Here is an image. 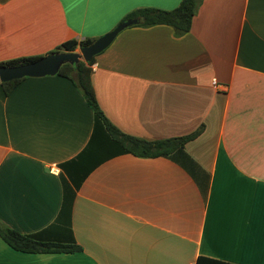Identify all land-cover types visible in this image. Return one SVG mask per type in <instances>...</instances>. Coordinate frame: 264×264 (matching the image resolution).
<instances>
[{"label":"crops","instance_id":"0c3cea01","mask_svg":"<svg viewBox=\"0 0 264 264\" xmlns=\"http://www.w3.org/2000/svg\"><path fill=\"white\" fill-rule=\"evenodd\" d=\"M179 1L0 0V61ZM91 67L99 106L123 132L203 128L166 155L97 160L108 141L98 131L83 152L94 115L71 79L23 76L5 95L0 84V222L82 246L23 252L0 236V264H264V0H200L181 34L126 26Z\"/></svg>","mask_w":264,"mask_h":264},{"label":"trees","instance_id":"16d2710c","mask_svg":"<svg viewBox=\"0 0 264 264\" xmlns=\"http://www.w3.org/2000/svg\"><path fill=\"white\" fill-rule=\"evenodd\" d=\"M200 0H180L179 3L172 8H159L154 6L137 7L123 16H137L140 18L139 25L149 26L154 24L171 25L178 34L189 30L191 20ZM93 37H85L83 39L70 38L62 41L50 52L59 50H75L78 45H84L92 42ZM42 55L18 56L7 60L0 61V65H17L28 61L35 60ZM94 57L90 61L79 59L77 62L66 61L62 63L56 72L71 79L74 85L83 94L87 103L91 106L94 115L93 132L87 145L83 148L94 149L98 148L95 145L96 133L101 131L108 143V150L101 155L97 160L112 154L130 152L139 156H156L169 154L177 147H182L184 143L196 137L202 130L203 125H199L194 130L171 137H162L156 139H146L123 132L116 127L105 115L96 98L95 89L91 81V64ZM22 77L13 78L6 81H1L3 94L5 95L14 84ZM101 134V135H102ZM98 140V139H97ZM93 163V162H92ZM87 172V169H85ZM84 172L82 177L84 176ZM0 236L12 248L23 252H74L82 250V246L75 241L73 236L69 239H59L44 236V229L34 232H21L3 222H0ZM195 264H235L213 257L198 255Z\"/></svg>","mask_w":264,"mask_h":264},{"label":"water","instance_id":"95a60500","mask_svg":"<svg viewBox=\"0 0 264 264\" xmlns=\"http://www.w3.org/2000/svg\"><path fill=\"white\" fill-rule=\"evenodd\" d=\"M140 18L137 16L126 17L116 23L111 29L98 35L88 44L79 45L78 50H59L47 53L41 57L17 65H0V80L6 81L23 76H40L54 74L60 65L66 61L77 62L79 59L90 61L97 53L107 47L117 33L126 26L137 24Z\"/></svg>","mask_w":264,"mask_h":264},{"label":"built area","instance_id":"2783aa9c","mask_svg":"<svg viewBox=\"0 0 264 264\" xmlns=\"http://www.w3.org/2000/svg\"><path fill=\"white\" fill-rule=\"evenodd\" d=\"M53 169L57 170V169H58V167H57V166H54V167H53Z\"/></svg>","mask_w":264,"mask_h":264},{"label":"rangeland","instance_id":"374dc122","mask_svg":"<svg viewBox=\"0 0 264 264\" xmlns=\"http://www.w3.org/2000/svg\"><path fill=\"white\" fill-rule=\"evenodd\" d=\"M77 50L79 51V47L77 48Z\"/></svg>","mask_w":264,"mask_h":264}]
</instances>
